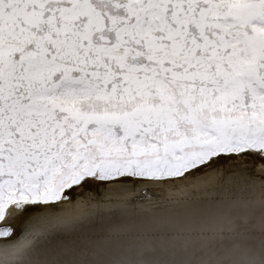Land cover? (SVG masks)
I'll use <instances>...</instances> for the list:
<instances>
[{
    "label": "snow or ice",
    "instance_id": "snow-or-ice-1",
    "mask_svg": "<svg viewBox=\"0 0 264 264\" xmlns=\"http://www.w3.org/2000/svg\"><path fill=\"white\" fill-rule=\"evenodd\" d=\"M0 264H264V0H0Z\"/></svg>",
    "mask_w": 264,
    "mask_h": 264
},
{
    "label": "bare ground",
    "instance_id": "bare-ground-1",
    "mask_svg": "<svg viewBox=\"0 0 264 264\" xmlns=\"http://www.w3.org/2000/svg\"><path fill=\"white\" fill-rule=\"evenodd\" d=\"M17 223H18V221H17ZM15 226V225H14Z\"/></svg>",
    "mask_w": 264,
    "mask_h": 264
}]
</instances>
